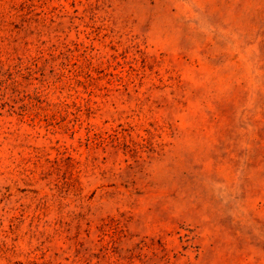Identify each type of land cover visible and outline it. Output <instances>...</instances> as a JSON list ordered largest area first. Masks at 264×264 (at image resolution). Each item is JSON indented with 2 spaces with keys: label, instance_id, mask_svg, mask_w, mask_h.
Segmentation results:
<instances>
[{
  "label": "rangeland",
  "instance_id": "obj_1",
  "mask_svg": "<svg viewBox=\"0 0 264 264\" xmlns=\"http://www.w3.org/2000/svg\"><path fill=\"white\" fill-rule=\"evenodd\" d=\"M0 264H264V0H0Z\"/></svg>",
  "mask_w": 264,
  "mask_h": 264
}]
</instances>
